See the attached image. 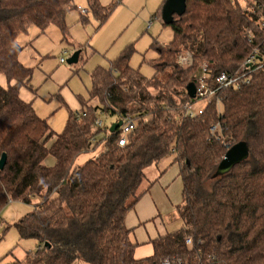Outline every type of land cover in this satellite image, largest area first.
I'll use <instances>...</instances> for the list:
<instances>
[{
	"label": "trees",
	"instance_id": "obj_1",
	"mask_svg": "<svg viewBox=\"0 0 264 264\" xmlns=\"http://www.w3.org/2000/svg\"><path fill=\"white\" fill-rule=\"evenodd\" d=\"M76 1L0 0V75L8 83L0 85V158L7 156L0 213L11 202L38 201L14 224L19 239L36 240L38 248L13 264H264V70H253L249 84L223 89L199 118L185 115V107L199 101L187 87L197 85L201 65L208 64L212 83L245 67L253 49L264 52L258 23L264 0H186L182 16L170 25L162 21L172 31L170 42L155 39L150 46L158 56L149 62L154 75L131 67L136 50L127 46L108 69L92 73L89 101L56 133L21 98L23 87L32 89L34 68L21 63L24 47L17 40L31 27L45 33L52 25L67 40L66 18ZM86 2L97 29L120 3ZM80 19L89 21L81 13ZM184 52L192 54L190 65L178 63ZM102 114L114 122L106 125ZM126 115L138 122L120 146V127L110 129ZM240 142L248 158L218 177L228 149ZM96 151V158L77 165L81 155ZM50 156L52 166L45 164ZM169 157L184 185L176 209L181 227L153 240L152 256L137 260L125 218L157 181L145 185L148 171Z\"/></svg>",
	"mask_w": 264,
	"mask_h": 264
},
{
	"label": "rangeland",
	"instance_id": "obj_2",
	"mask_svg": "<svg viewBox=\"0 0 264 264\" xmlns=\"http://www.w3.org/2000/svg\"><path fill=\"white\" fill-rule=\"evenodd\" d=\"M99 1L106 7L120 2L108 22L100 29H97L98 20L89 12L86 0H78L77 9L71 11L66 18L67 40L64 39L62 31L54 25L48 27L45 33L31 27L17 40L24 47L21 60L29 67L35 68L31 81L32 89L23 87L20 90L21 97L32 102L37 115L46 119L56 133L64 130L70 113L80 112L82 103L89 101L93 90L91 76L96 69H108L111 62L127 46L134 45L136 52L130 61L131 67L151 78L154 70L149 62L158 57L155 51L150 50L152 42L157 39L159 43L166 45L172 38L171 29L163 26L160 18L162 3L159 0ZM79 8L88 10L87 23L81 21ZM154 15L157 16L154 18ZM79 46L82 50L79 63L68 64L67 60L78 51ZM37 55L39 58L35 61ZM61 59L65 60L64 64ZM0 84L2 87L8 85L7 79L2 75ZM89 104L95 105V100ZM196 105L205 107L206 101H198ZM101 119L106 125L115 120L105 114L101 115ZM98 153L99 151L81 155L77 165H83L89 159L96 158ZM53 162L54 158L50 156L45 164L52 166L49 164ZM161 165L160 168L163 167ZM157 172L156 168L148 171L145 185L157 176ZM37 202H11L1 211L0 264H13L24 259L28 252L37 250L38 242L20 240L14 227L19 219L33 210ZM75 264L86 263L78 261Z\"/></svg>",
	"mask_w": 264,
	"mask_h": 264
},
{
	"label": "crops",
	"instance_id": "obj_3",
	"mask_svg": "<svg viewBox=\"0 0 264 264\" xmlns=\"http://www.w3.org/2000/svg\"><path fill=\"white\" fill-rule=\"evenodd\" d=\"M159 1L163 3L164 0ZM85 10L88 13L87 9ZM21 55V63L29 67L21 60ZM31 58L33 57L31 56ZM38 58L39 56L35 58V61H38ZM53 164L54 162L49 165ZM156 169L158 172L154 179L157 181L125 218V225L131 231V240L137 245L135 250L137 260L152 256L153 246L151 242L153 240L181 227V221L176 211L182 203L184 187L179 165L174 162L172 157H169L165 158Z\"/></svg>",
	"mask_w": 264,
	"mask_h": 264
},
{
	"label": "built area",
	"instance_id": "obj_4",
	"mask_svg": "<svg viewBox=\"0 0 264 264\" xmlns=\"http://www.w3.org/2000/svg\"><path fill=\"white\" fill-rule=\"evenodd\" d=\"M82 14H86V10L79 8ZM249 13H254L255 9L250 8ZM261 27L264 28V21L259 19L258 22ZM248 31V29H247ZM252 42V39H249V42ZM192 62V54L190 52L182 53L178 58V63L181 66L190 65ZM61 63L64 64L65 60L61 59ZM264 70V52H260L258 49H253L252 55L246 61V66L242 67L232 73H222L218 75L212 83L208 81V64H203L200 66L199 71L196 76L197 85L196 86V98L199 101H206V105L212 103L217 95L226 88H240L243 83L249 84V76L252 74L253 70ZM217 104H220V100L217 101ZM205 107H198L197 105H188L185 107V115L189 116L192 119L199 118L204 113ZM120 121L123 122L120 127L122 131V137L119 140V145L124 146L127 142V136L136 128L137 120L133 119L130 115H126ZM97 125L102 126V121H98ZM217 130V126L211 128L212 133L214 134ZM188 245H192V241H187ZM162 264H170L169 261H165Z\"/></svg>",
	"mask_w": 264,
	"mask_h": 264
},
{
	"label": "water",
	"instance_id": "obj_5",
	"mask_svg": "<svg viewBox=\"0 0 264 264\" xmlns=\"http://www.w3.org/2000/svg\"><path fill=\"white\" fill-rule=\"evenodd\" d=\"M186 12V0H166L162 9V21L166 25L173 23L174 15L182 16ZM81 51H76L68 60L67 63L70 65H75L79 63V58ZM187 93L191 99L196 98V86L195 84H189L187 87ZM122 121L114 123L110 129L114 132L116 129L121 127ZM249 151L248 146L245 142H240L228 149L223 160L221 161L217 176L223 177L231 172L233 167L246 160L248 158ZM7 161V156L3 154L0 158V170H3Z\"/></svg>",
	"mask_w": 264,
	"mask_h": 264
}]
</instances>
